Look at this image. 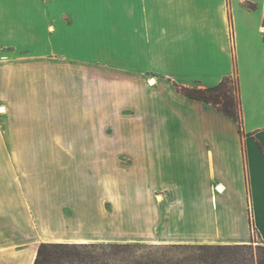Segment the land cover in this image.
<instances>
[{
	"label": "crops",
	"instance_id": "0c3cea01",
	"mask_svg": "<svg viewBox=\"0 0 264 264\" xmlns=\"http://www.w3.org/2000/svg\"><path fill=\"white\" fill-rule=\"evenodd\" d=\"M112 50L116 65L156 83L132 92L131 123L149 131L146 190L169 198L172 239L250 244L252 221L264 245V0H0V147L45 145L38 94L58 90L60 66L97 65ZM225 77L239 84L242 135L174 86ZM3 199L0 264H34L31 221L5 212Z\"/></svg>",
	"mask_w": 264,
	"mask_h": 264
},
{
	"label": "rangeland",
	"instance_id": "374dc122",
	"mask_svg": "<svg viewBox=\"0 0 264 264\" xmlns=\"http://www.w3.org/2000/svg\"><path fill=\"white\" fill-rule=\"evenodd\" d=\"M117 53L93 60L97 65L58 68V90L44 89L43 98L40 93L34 100L43 103L45 145L0 147V190H12L0 194L5 212L31 221L38 248L134 246L135 255L122 258L124 264L149 255L157 262L166 251L170 264L197 261L200 254L193 252L200 246L233 245L172 239L174 228L162 221L169 198L146 190L149 131L133 130L131 123L132 92H142V79L156 83H148L153 74L139 77L135 68L116 65ZM251 230L250 244L264 246L255 226Z\"/></svg>",
	"mask_w": 264,
	"mask_h": 264
},
{
	"label": "trees",
	"instance_id": "16d2710c",
	"mask_svg": "<svg viewBox=\"0 0 264 264\" xmlns=\"http://www.w3.org/2000/svg\"><path fill=\"white\" fill-rule=\"evenodd\" d=\"M176 89L182 95L212 105L225 116L235 120L239 132L243 134V107L239 93V84L234 77H225L218 85L210 88H188L176 84ZM251 227H253L251 221ZM134 247V246H133ZM130 245H95L41 244L37 250L34 264H124L122 258L135 255ZM101 250V252L99 251ZM100 252V253H99ZM194 254L199 253V259L183 260L176 264H264V246L253 247V244L200 246ZM169 251L161 255L157 262L149 255L146 259L136 260L127 264H170L167 260ZM170 255V254H169ZM135 258V257H132ZM70 259L71 261H67ZM119 259V260H118Z\"/></svg>",
	"mask_w": 264,
	"mask_h": 264
},
{
	"label": "bare ground",
	"instance_id": "6f19581e",
	"mask_svg": "<svg viewBox=\"0 0 264 264\" xmlns=\"http://www.w3.org/2000/svg\"><path fill=\"white\" fill-rule=\"evenodd\" d=\"M220 193L224 192V190H219ZM158 200H161L160 197H158Z\"/></svg>",
	"mask_w": 264,
	"mask_h": 264
}]
</instances>
